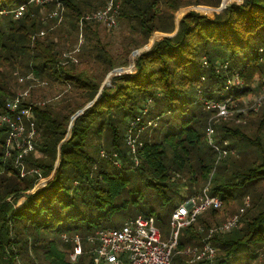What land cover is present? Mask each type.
Wrapping results in <instances>:
<instances>
[{"label":"trees","instance_id":"trees-1","mask_svg":"<svg viewBox=\"0 0 264 264\" xmlns=\"http://www.w3.org/2000/svg\"><path fill=\"white\" fill-rule=\"evenodd\" d=\"M61 1L66 8L68 29L74 28L64 39L60 33L71 31L61 28L59 33L50 29L57 18L51 19V23L39 18L40 7L48 6V2L0 0V112L16 94L10 84L16 77L15 71L19 76L13 84L18 88L22 84L17 81L33 74L50 85L68 83L82 98L64 103L61 112L50 105L38 104L33 97L24 99L25 104L32 100L35 136L38 133L40 136L34 138V149L21 156L17 148L6 156L8 128H0V264H40L43 260L47 264H91V259L87 263L85 258L92 256L93 247L87 236L108 228L97 225L101 217L126 206L137 210L143 202L130 179L121 175L125 169L102 158L100 150L105 146L126 160L127 150L130 151L125 142L129 122L145 108L148 114L150 109L153 116H159L158 122L172 116L164 128H158L157 124L153 130L140 133L143 146L137 153L140 163L135 169L137 177L155 186L156 197L169 214L178 205L174 203L176 199L183 201L182 188L187 187L193 194L201 181L209 179L210 194L222 200L220 207H212L215 212L234 201L235 191L253 194L256 198L252 206L245 207L243 224L212 237L216 252L217 248L223 252L222 255L218 252L214 260L221 264L241 251L264 254V194L255 195L256 188L264 190V147L259 138L247 139L262 155L244 161L230 154L222 158L221 166V159H217V151L206 136L211 111L202 101L194 102L203 92L202 97L216 100L232 97L241 103L245 95L257 88L254 81L258 85L259 78L264 82V0L231 2L214 11V16L189 10L174 35L155 40L149 49L138 52L132 71L113 75L111 83L103 87L107 74L116 66L127 67L129 54L148 45L155 31L175 30L173 15L181 7L220 6L221 0H160L163 8L158 5L159 0H121L117 22L127 24L131 35L126 53L121 55L100 41L93 28L97 21L86 17L98 8L93 0ZM21 4L25 5L24 12L16 17L12 9ZM166 19L172 21L170 28L164 24ZM80 24L88 43L78 56L97 65V72L95 67L80 68L65 58L63 48H59L67 44L65 40L74 45L78 42ZM43 30L46 35L42 38L34 36ZM55 32L60 40H55L56 35L52 34ZM219 64L222 67L217 68ZM217 69L222 72H216ZM236 73L246 85L228 96L216 93ZM207 91L216 98L206 96ZM263 123L264 115L256 129L257 136ZM239 127L222 124L216 141L222 142L228 136L245 139ZM18 159L28 168L38 169L41 175L37 172L21 176ZM130 160L134 162L132 153ZM42 176L48 177L47 182L36 188ZM152 211L151 208L143 215H152ZM203 226L207 230L212 224H203L181 239L178 237L171 264L173 258L178 259V264H193L186 255L177 252L200 244L203 232L199 230ZM226 233L230 236L225 237ZM64 234L80 237L82 252L76 261H72L71 253L77 244L65 241ZM204 262L207 260L195 264Z\"/></svg>","mask_w":264,"mask_h":264},{"label":"rangeland","instance_id":"rangeland-1","mask_svg":"<svg viewBox=\"0 0 264 264\" xmlns=\"http://www.w3.org/2000/svg\"><path fill=\"white\" fill-rule=\"evenodd\" d=\"M95 3V6H97L92 12H90V15L93 14V12H96L99 9H104L106 8L108 5H110L112 3V9L111 12L112 13L115 9V7L117 5H120L121 7V0H103L104 4L102 3V0H93ZM226 4H230L231 2H242L243 0H225ZM30 2V0H29ZM52 3L53 8L49 9V5L50 3ZM222 2H224V0H221L220 5L222 4ZM40 4V3H38ZM49 4L47 5H42L40 7V20H44L46 23H51V19H56V22H53L52 24H50V29L55 30L56 32L60 33L61 28H65L68 29L69 28V23L68 20L66 18V8L63 4V7L57 4V2H55V0L52 1H48ZM161 8H163V6L161 5V1L159 0V4ZM226 5V6H227ZM102 6V7H101ZM159 7V8H160ZM219 7L220 6H212V5H206V4H200V5H187V6H183L181 7L179 10H177L174 15H173V19H174V24H175V30L171 31V32H166V31H155L152 35V39L151 42L144 46L143 48L140 49H136L133 50L129 56V63L128 66H116L113 70H111L106 78L104 79L103 83H102V87L105 84H110L111 83V79L113 75H110V73H113L115 70L114 74H119V73H123V72H130L132 71L133 68V64H135V57L136 54L140 51H142L143 49H149L150 46L153 44V42L155 40L161 39L164 36H168V35H174L178 29L179 26V22L181 20V18L183 17V15L188 12L191 9L197 10L202 14H207L209 16H214V11H219ZM17 8V7H16ZM12 9V13L15 11V9ZM160 8V9H161ZM57 11V14H54V12ZM160 13H163L160 11ZM4 14H7V12H5ZM93 20L97 21V24H93V28L96 29V31L99 34V38L100 41L104 44H106L109 48H111L113 50V52L115 54H125V47L127 46V44L129 43V38L128 35H130L129 33V28L127 24H121L118 20L116 26L114 27H108L107 25H105L102 21L90 17ZM118 18V16H117ZM169 18V17H168ZM166 27L171 26L172 21H169L166 19L165 23ZM74 29V28H73ZM72 27L70 26V29H68L69 31L73 30ZM168 29V28H166ZM67 31V30H66ZM55 33H52L53 35H56ZM73 31H71V33L66 32L64 33V31L61 34V37L64 39L67 37L68 34H72ZM75 33V31H74ZM46 35V31L43 30L41 31L39 34L36 33V35L34 34V36H39L40 38H42L43 36ZM131 36V35H130ZM129 36V37H130ZM69 37V36H68ZM67 37V38H68ZM55 40H58V34L54 37ZM78 42L74 45V44H70L67 42V40H65L64 42L67 43L66 45H59V48H63V56L65 58L70 59L71 61H73L74 63H77L79 65L80 68H84V66H86V68H91V67H95L94 71L97 72V65L94 66L88 58H85L84 56L82 57V59L79 58L78 53L81 51L82 47H84V44H87V39L84 36V29L82 24H80V34L78 37ZM60 40V39H59ZM92 41H95V39L93 38ZM83 50V49H82ZM257 54V51L255 52ZM206 58L203 59V63L205 61ZM244 62V61H243ZM217 68L222 67L220 64L216 65ZM94 72V73H95ZM216 72H222V70L218 71V69L216 70ZM16 77L19 76V73L17 71L14 72ZM13 73V74H14ZM240 84L233 86L232 88L228 89V88H221L219 91H216V93H221L223 96H228L231 92H233L236 88H242L246 85L245 80L240 77ZM16 77H13L12 80L10 81V84H12L11 89L13 91L16 92L15 96L19 93L25 94L27 93V95L25 96V100L27 101L29 97H33L35 100H37V103L40 105H50L52 106L54 109H57L58 111H63L62 105L66 102H72L75 103L79 100H82V98L80 99L79 96L76 94V89L69 85L68 83L66 84H62V85H57V84H49L46 80H41V79H37L33 76V74H29L27 75L24 80L20 79L19 83L22 84V87H17L16 83L13 84L15 82ZM206 77V76H205ZM258 76L256 75V78ZM204 78V77H203ZM205 79V78H204ZM25 81H29V83H24ZM260 85H258V83L256 81L253 82V85L256 86L257 88H255L253 90V92H249V94L245 95L241 100L242 102H238V101H234L232 100V97H227L226 99L223 100H218L216 102L218 103H226V106L228 108V116L226 118H222L218 116V111L215 109H209L206 107V105H204L206 107L207 110L211 111V114L208 118L207 121V126L209 124V122H211L214 127H215V135L220 134V132H218V130H220L218 127H220L222 124L224 123H228L230 126H237L239 125L240 129L242 130V132L244 133V135L246 136L245 139L242 138L241 136L238 138L235 137H231L228 136L226 139L227 141H229V145H230V149L232 152H230L229 154L225 155H235L236 157H238L239 159H243L244 161H246V158H252V157H256V156H261L262 153L257 151L256 149V145L249 143L247 141V139H252L254 140V138H259L260 142H261V146L264 147V123L261 126V130L259 131V134L257 136L256 133V129L258 128L259 123L261 122V120L263 119V112H264V82L263 79H260ZM206 96H211L213 98H216L212 95L208 94V91L205 94ZM203 96V92L202 94H198L197 97L194 99V102L200 103L202 101V97ZM32 101V100H30ZM29 103H32L30 102ZM93 102L90 103V105ZM155 103L152 105L151 104V111L154 107ZM84 109V108H83ZM82 110L79 112L81 113ZM238 113H241L242 116H236ZM170 116L169 115L167 117H164L161 119V121L158 122V125H156L155 127L158 126V128H164V125L166 124V121L170 120ZM153 117V115L150 113V109H149V114H147V116H145L146 119ZM237 117V118H236ZM153 127H148L145 128L144 130H153ZM143 130V131H144ZM169 130V128L165 129L166 133ZM40 135L39 133L35 136L36 138H38ZM140 138V137H139ZM126 142V140H125ZM127 143V142H126ZM102 150L105 151L106 155L102 154ZM234 152V153H233ZM117 153L116 151H110L108 150V148H106L105 146L102 147V149L100 150V156L110 162H112L114 165H116L118 168H123L125 169L122 170L121 175L126 176L130 179L131 183L134 184V187L138 189L141 198L140 200L143 201L142 203H140V208L135 210L132 207H122L119 208L118 210L108 213V214H104L101 219L99 220V222L97 223V225L99 227H120L125 220L132 218H135L137 215L139 214H146L149 212V210L152 208V215L149 216H153L156 225L159 227L163 239H169L170 238V234H171V214H169V211H167V207L165 206V204L160 203L159 199H157V193L155 191V186H150L145 178L142 179L140 177H137L136 175V166H138L140 163L136 162L134 160V162H132L130 160L131 158V153L129 150H127V159L123 160L122 157H119V155L117 156V158L119 159L120 164H115L113 160H115L113 158V154ZM59 155V154H58ZM225 156H221V161H219L220 165L222 166L224 160L222 158H225ZM218 159V157H217ZM218 159V160H219ZM17 165H20V175L21 176H25L26 174H32V173H37L34 170H38L34 167L28 168L26 166V164H24L22 161H20L18 159ZM20 162H22L23 164H21ZM59 163V156L56 160V166ZM22 165H24V175H22ZM37 174L41 175V172H38ZM217 174V173H216ZM33 175V174H32ZM48 177H43L38 181V184L36 186V188H39L41 186H44L45 183L47 182ZM202 184V185H201ZM198 187L196 188V193L201 192L204 188L208 187L210 188L212 186L210 179L208 181H206L205 183H203V181H201L198 185ZM254 188H252L251 192L253 191ZM242 191L240 192H234L235 194V199L234 201H232L229 204H224L223 206H225L223 208H220L218 211H214V209L212 207H210L211 209H208L206 211H204L202 214H200L197 218V220L191 224L190 226H184L180 229V233H179V238L181 239L182 237H184V235H186L190 230L197 228L198 226H201L203 224H207L210 223L212 224V226H210L207 230H205V227H201L199 231L203 232V236L201 238V242H199L200 244H196V245H190L189 247H194V246H202L204 239H206L207 234L209 233V229L210 228H219L222 223L229 217L233 216L236 213H241V222L240 224L244 222V219L242 220V216L244 213H246V211H244L245 207H249L252 206V202L253 199L256 198L254 197L253 194H247V195H243V193L241 194ZM181 194L183 195V197L186 196H190L192 195L190 193V191L187 189V187H184L181 189ZM194 194V193H193ZM258 194H264V190L260 189V188H256V192L255 195ZM175 204H180L181 200L180 199H176ZM222 205V204H221ZM220 205V206H221ZM219 206V207H220ZM218 208V207H216ZM222 232H218L215 233L214 235H221ZM213 235V236H214ZM229 233L225 235V237H229ZM224 237V235H223ZM212 240V238L210 239V241ZM212 243V241H211ZM216 246V245H215ZM217 247V246H216ZM188 248V247H187ZM218 248H217V252L216 255L218 254ZM178 255H182V256H187L188 257V262L189 259L191 257H193V254H186L184 253L183 250H179ZM257 252H251V251H241V252H236L234 255H231L230 258L228 260H224L221 264H264V254H259L256 255ZM72 254V253H71ZM81 253H79L76 256V259H72V261H76L78 259V256ZM219 254H223L222 251L219 252ZM216 255L213 257L212 260H207V262H210V264H216L215 263V257ZM84 256V255H83ZM173 257V256H172ZM87 263L90 262L91 256L87 255L85 256ZM192 259V258H191ZM190 259V260H191ZM198 261H202V260H195L193 262L190 263H197ZM207 262H204L202 264H207ZM40 263V262H38ZM40 264H47V262L45 260H43V263ZM173 264H178V259L177 258H173Z\"/></svg>","mask_w":264,"mask_h":264},{"label":"built area","instance_id":"built-area-1","mask_svg":"<svg viewBox=\"0 0 264 264\" xmlns=\"http://www.w3.org/2000/svg\"><path fill=\"white\" fill-rule=\"evenodd\" d=\"M47 3L49 0H30V2ZM52 1V0H50ZM57 4L63 7L61 0H55ZM25 5H19L13 12L16 17L24 12ZM112 3L104 9L87 15V18L93 17L102 21L108 27L117 24L120 5H117L112 13ZM57 14V11L54 12ZM240 84L238 73L234 74L228 80L226 88ZM27 93H19L14 98L7 101L4 111L0 112V128L7 127L6 137V156L12 148L20 149V156L34 149V138L36 134V124L31 103H24ZM216 99L203 97L202 102L209 109L218 111V116L226 118L228 108L226 103H218ZM147 109L133 117L126 131V142L134 160L138 161V149L143 146L140 140V133L148 127H155L158 124L159 116H153L146 119ZM206 136L208 143L217 151L218 159L221 156L229 154V141L224 139L217 142L215 138V127L209 122L206 127ZM234 153V152H233ZM102 154L105 151L102 150ZM115 164H120L117 158L118 154H113ZM23 164L22 162H20ZM38 172V170H34ZM22 175H24V165H22ZM222 204L220 197L212 195L209 188H204L201 192L183 197V201L178 204L171 212V234L169 239H163L159 227L156 225L153 216L138 215L135 218L125 220L120 227L102 228L95 234L87 236V240L93 244L91 249V264H171L173 249L176 247L180 229L194 223L198 215L207 208L219 207ZM241 222V213H236L227 218L219 228H210L202 246L188 247L184 250L186 254H193L190 262L195 260H212L216 255V248L212 245L210 239L215 233L227 232L237 227ZM67 242H75L77 245L75 251L71 254L72 259L82 252L80 246V237L78 235H63Z\"/></svg>","mask_w":264,"mask_h":264},{"label":"water","instance_id":"water-1","mask_svg":"<svg viewBox=\"0 0 264 264\" xmlns=\"http://www.w3.org/2000/svg\"><path fill=\"white\" fill-rule=\"evenodd\" d=\"M226 5H227V4H226V1L224 0V2H222V4L220 5L219 10L223 9ZM115 71H116V70H115ZM115 71H114L113 73H110L109 76H110V75H115V74H114ZM83 110H84V109H82V111H83ZM75 117H76V116H75ZM75 117H74V118H75Z\"/></svg>","mask_w":264,"mask_h":264}]
</instances>
